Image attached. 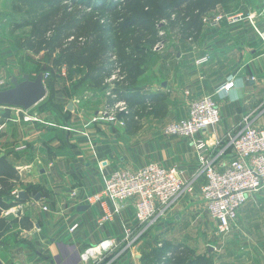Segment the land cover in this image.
<instances>
[{
    "label": "crops",
    "instance_id": "0c3cea01",
    "mask_svg": "<svg viewBox=\"0 0 264 264\" xmlns=\"http://www.w3.org/2000/svg\"><path fill=\"white\" fill-rule=\"evenodd\" d=\"M8 2L11 3L0 0V7ZM246 5L249 6V10L245 9L246 18L239 23L214 22L205 34L192 39L175 54L164 55L159 67L160 82L142 86L144 92L166 94L167 107L164 113L149 115L140 131L127 132L124 126L99 116L101 118L91 127L79 124L70 133L67 129L65 139L58 138L57 127L49 128L48 140L44 143L37 140L36 122L24 125L27 138L32 141L30 151L18 150L14 155L17 159L11 162L17 169L32 168L31 162H36L38 172L34 168L28 181L37 190L29 194H41V198L22 200L3 213L6 218L10 215L18 220L27 217L33 227L24 228L19 224L5 233L7 242L2 243L0 251L9 246L15 253L5 251L0 256V264L12 261L15 264H85L82 254L86 249L109 238L120 240L125 226L131 229L138 226L135 217L138 197L129 199L120 215L112 213L102 225L98 220L106 210L111 213L112 207L104 210L98 203L84 202V198L102 191V171L137 170L151 162L177 167L191 190L184 192L171 212L151 228L150 234L158 237L159 245L165 239H174L196 252L202 249L200 243L209 236L212 238L213 231L207 234L200 231L214 229L215 223L201 193L205 177L199 152L189 139L168 134L163 126L187 117L192 103L212 94L220 107L221 120L198 135L210 147H216L230 131L238 129L246 117L255 126L264 125V0H247ZM249 14L254 17L257 29L249 22ZM205 55L209 60L197 64ZM231 74L234 87L214 94ZM56 115L54 110L50 116ZM73 115L72 121H82L78 112ZM12 118L18 121L15 115ZM83 127L89 131L92 142L82 132L77 134V128ZM41 164L45 166H39ZM76 222L78 228L71 230ZM146 240H139L113 264H143ZM221 248V253L215 254L214 264H264V191L250 194L239 211L233 235Z\"/></svg>",
    "mask_w": 264,
    "mask_h": 264
},
{
    "label": "rangeland",
    "instance_id": "374dc122",
    "mask_svg": "<svg viewBox=\"0 0 264 264\" xmlns=\"http://www.w3.org/2000/svg\"><path fill=\"white\" fill-rule=\"evenodd\" d=\"M93 1L101 5L103 3L100 0ZM174 1L172 0V3ZM246 1L221 0L213 9L206 7L210 0H184L176 9L170 8L169 2L167 3L165 0H154L155 7L158 9L152 6L136 7V5L129 3L125 5L122 1V3L118 2V8L114 7L113 10H108L107 7H90L86 3L87 0H76V2L71 0H10L11 3L8 2L7 5L0 7V89L12 87L11 79L13 76L22 80L24 73L31 74L32 78H35L40 72L46 75L45 82L48 94L38 105L31 108L40 115L41 121L35 124V134H38L37 140L44 143L48 140V129L54 127L60 130L57 135L58 138L64 137L65 139V134L68 132L66 127L72 121L73 114L77 112L82 121H72L70 126L73 128L79 124L84 127H91L97 123L98 118H101L99 116H103L109 122H117L124 126L127 132H138L144 126V120L147 121L150 117L149 115L157 114L158 111L156 112V110H159L160 113H164L165 110L158 107L155 109L154 104L131 106L125 100H117L118 93L116 90L126 92V87H129L128 75H130L132 66L139 62L144 73L148 71L145 78L142 75L138 78L139 85L153 81L160 82L162 78L159 68L160 62L166 53L175 54L181 50L183 45L205 34L206 29L214 24V18L217 14L247 12L249 6L246 5ZM56 8L60 9L61 17L67 14L79 23L89 26L88 33L97 32L95 39L103 37L101 42L108 46L103 58L109 71L108 74L103 77L98 75L95 81L87 79L80 87L74 89V81L69 79L70 70L68 66L64 64L59 66L55 63L59 54L58 51L53 52L50 60H48L45 58L47 50L36 53L27 47L31 37L32 23L45 14H53ZM120 8L125 9L121 10ZM132 8L133 13L131 14ZM158 10H160L162 17H158L154 13ZM131 16H137L140 20L137 25L128 26L127 22L131 20ZM68 30L76 32L72 26ZM51 32H48L49 36H52ZM86 39L84 38L82 41ZM50 80L53 85L51 88L48 86ZM70 104L74 108L76 106V109L70 108ZM1 110L0 114H2ZM54 110L57 115L55 117L50 116ZM97 112L99 114L95 116ZM14 115L15 112L11 110L7 111L4 116L0 115V123L4 125L0 131V151L8 153L10 161L17 159L14 155L18 154V150L28 152L32 145V141L30 142V139L27 138L24 128L28 122L23 119L15 122L12 118ZM84 127L83 129L77 128L78 135L86 129ZM166 127L165 124L163 128L166 129ZM73 131L70 130L69 133ZM23 145L26 146V149H19ZM28 155L31 156V154ZM26 159L29 158L26 157ZM31 163H33L32 168H27L24 165L21 166H24L25 169L18 168V170L16 168L20 178L12 192L20 188L27 192L28 189L35 190L32 188L34 185L28 180L32 175L31 171L35 168V171L38 172V169L34 160ZM39 166L44 167L45 164ZM31 197L34 199V195ZM5 211L7 209L3 213ZM8 218L11 221L15 217L10 215ZM211 231H213L211 233L212 238L209 236V238L204 239L200 243L202 246V249L199 250L200 253L194 250V256H206L214 264L217 259L215 254L221 253L222 243L233 235L235 228L229 233L218 235L214 225V229L210 227L209 231L204 229L200 232L207 234ZM200 237L202 236L200 235ZM166 240L176 243L174 239ZM4 242H7L6 239ZM6 244L8 245V243ZM1 245L2 241H0ZM5 251H8L9 254L15 253L13 248L8 246V248L0 251V256ZM13 257L11 255L12 259H14ZM98 258V255H94L91 260L96 264H104V261H99ZM11 264H15L14 261Z\"/></svg>",
    "mask_w": 264,
    "mask_h": 264
},
{
    "label": "built area",
    "instance_id": "2783aa9c",
    "mask_svg": "<svg viewBox=\"0 0 264 264\" xmlns=\"http://www.w3.org/2000/svg\"><path fill=\"white\" fill-rule=\"evenodd\" d=\"M244 18H246L244 12L219 13L215 16L214 22L218 24L226 20L228 24H237ZM247 18L257 29L254 17L249 14ZM208 60L209 57L205 55L197 60V64H204ZM234 84V75L231 74L214 94L229 91ZM0 109L1 116L9 110L14 111L18 121L22 119L26 122L41 121L39 113L34 109L5 105H0ZM220 120V107L212 94L192 103L187 117L171 122L165 129L168 134L189 139L198 150L202 175L205 177L201 193L207 202L218 235L229 233L236 227L239 211L251 193L264 191V125L255 126L250 118L246 117L238 129L230 131L224 139L217 142L216 147L212 148L198 135L204 134ZM3 127L1 124L0 131ZM66 128L73 129L71 126ZM81 132L89 142H92L88 130ZM25 148V145L19 147ZM229 154L231 156L223 160ZM101 174L102 191L84 198V202L98 203L104 210L108 206L112 207V212L106 210L98 223L102 225L112 213L120 215L125 203L137 196L135 217L138 226L135 229L125 226L120 240L109 238L97 246L86 249L82 254L85 264H96L91 260L94 255H98L99 261H104V264H113L171 212L186 190H191L177 167H167L154 162L137 170L112 169L109 172L102 171ZM20 191L15 189L12 193L19 197ZM44 209H47V206H44ZM78 226V222L74 223L71 230Z\"/></svg>",
    "mask_w": 264,
    "mask_h": 264
},
{
    "label": "trees",
    "instance_id": "16d2710c",
    "mask_svg": "<svg viewBox=\"0 0 264 264\" xmlns=\"http://www.w3.org/2000/svg\"><path fill=\"white\" fill-rule=\"evenodd\" d=\"M65 1V0H57ZM76 2V0H71ZM102 3H95L93 0H87V4L93 8L107 7L108 10L118 8L119 3L124 2L125 5L155 7L154 0H100ZM141 1V2H140ZM169 2V7L176 9L184 0H165ZM221 0H210L207 8H215ZM124 7V6H123ZM127 7V6H126ZM125 9V8H120ZM158 9V8H157ZM133 13V8L130 10ZM135 11V10H134ZM135 13V12H134ZM158 17H162L160 10L154 12ZM155 15V16H156ZM156 16V17H157ZM132 17V16H131ZM157 17V18H158ZM140 20L137 16H134L127 22L128 26L137 25ZM145 22L148 23L147 20ZM31 37L27 43V47L32 49L36 53H40L47 50L45 58L50 60L52 53L58 51V57L55 60L56 65H67L70 70L69 79L74 81L73 88L80 87L87 79L95 81L98 75L103 77L108 74V68L103 61L104 54L108 49L101 41L103 37L95 39L97 32L88 33L89 26L79 23L76 19H73L67 14L61 17L60 9L56 8V11L48 13L40 17L36 22L32 23ZM73 27L76 32L68 30ZM52 31V36L48 35V32ZM71 38V39H70ZM87 38L85 41H82ZM154 43V42H153ZM125 67V65H124ZM59 68V67H58ZM144 75V70L136 62L130 71L126 92H122L119 89L117 100H125L131 106L140 104H154V108L166 110V94L164 93H147L144 92L142 85L138 84V78ZM127 76V78H128ZM52 81L48 86L53 87ZM160 112L156 110V112ZM1 124V123H0ZM19 172L16 169L9 158L8 153L5 152L2 155L0 151V241L4 243L6 238L5 233L12 230L15 225H19L24 228L33 227V223L28 220L27 217H23L21 220L14 219L8 220L3 216V211L16 204L23 202L20 198L14 197L12 190L19 182ZM35 188V187H32ZM37 188V187H36ZM33 189H28L29 192H34ZM144 238H147L144 250L142 253L143 264H213L212 260H208L206 256H194V250L189 246L182 243H173L166 239L162 241V246H159L158 237H153L150 231L145 234Z\"/></svg>",
    "mask_w": 264,
    "mask_h": 264
},
{
    "label": "water",
    "instance_id": "95a60500",
    "mask_svg": "<svg viewBox=\"0 0 264 264\" xmlns=\"http://www.w3.org/2000/svg\"><path fill=\"white\" fill-rule=\"evenodd\" d=\"M12 87L0 89V105L22 107L31 109L38 105L48 94L47 84L45 82V74L40 72L35 78L31 74L24 73L22 80L13 76L11 79ZM72 108V104L69 106ZM5 153L2 152V155ZM30 194L21 190L19 198L27 201L30 199ZM41 194L34 196L35 200H40ZM86 209V206H83Z\"/></svg>",
    "mask_w": 264,
    "mask_h": 264
}]
</instances>
